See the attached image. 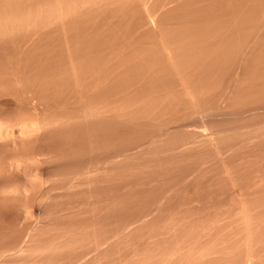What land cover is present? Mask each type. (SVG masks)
Masks as SVG:
<instances>
[{
	"label": "rangeland",
	"instance_id": "1",
	"mask_svg": "<svg viewBox=\"0 0 264 264\" xmlns=\"http://www.w3.org/2000/svg\"><path fill=\"white\" fill-rule=\"evenodd\" d=\"M0 20V264H264V0Z\"/></svg>",
	"mask_w": 264,
	"mask_h": 264
},
{
	"label": "bare ground",
	"instance_id": "2",
	"mask_svg": "<svg viewBox=\"0 0 264 264\" xmlns=\"http://www.w3.org/2000/svg\"><path fill=\"white\" fill-rule=\"evenodd\" d=\"M62 8V7H61ZM60 7L59 8H56L55 7V9H52L51 11H49L48 12V14H47V16L48 17H52V18H60L63 14H66V11H67V9H69V8H67V9H65L64 7V9H61ZM69 12V11H68ZM47 13V12H46ZM41 14V13H40ZM31 15V14H30ZM46 15V14H45ZM32 16V15H31ZM37 16V15H36ZM40 16H42V14L40 15ZM39 16V17H40ZM39 17H37V18H39ZM35 18V17H34ZM33 18V19H34ZM44 17H42V19H43ZM7 19V18H6ZM16 19V18H15ZM26 19V18H25ZM23 20V19H22ZM1 21V20H0ZM25 21H27V20H25ZM38 21V20H37ZM36 21V22H37ZM39 21H41V19L39 20ZM3 22H5V21H3ZM16 22H17V20H16ZM20 22V21H19ZM24 22V21H23ZM34 22V21H33ZM7 23V22H6ZM5 23V24H6ZM20 23H22V22H20ZM0 24H1V22H0ZM3 24V23H2ZM14 24V23H13ZM24 24H25V22H24ZM32 24V23H31ZM30 24V25H31ZM7 25V24H6ZM23 25V24H22ZM2 26V25H1ZM8 26V25H7ZM15 26V25H14ZM26 26V25H25ZM10 27V26H9ZM23 27V26H22ZM11 29V28H10ZM5 31V30H4ZM4 132H3V128L0 126V135H2ZM26 249H27V247H26ZM28 250V249H27Z\"/></svg>",
	"mask_w": 264,
	"mask_h": 264
}]
</instances>
